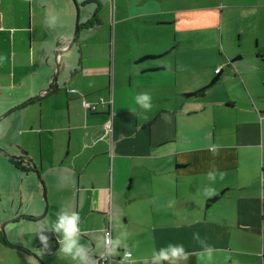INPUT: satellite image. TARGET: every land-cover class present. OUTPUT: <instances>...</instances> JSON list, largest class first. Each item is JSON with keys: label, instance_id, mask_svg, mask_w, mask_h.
I'll list each match as a JSON object with an SVG mask.
<instances>
[{"label": "crops", "instance_id": "obj_1", "mask_svg": "<svg viewBox=\"0 0 264 264\" xmlns=\"http://www.w3.org/2000/svg\"><path fill=\"white\" fill-rule=\"evenodd\" d=\"M0 54V264H72L59 209L89 264H264V0H0Z\"/></svg>", "mask_w": 264, "mask_h": 264}, {"label": "clouds", "instance_id": "obj_2", "mask_svg": "<svg viewBox=\"0 0 264 264\" xmlns=\"http://www.w3.org/2000/svg\"><path fill=\"white\" fill-rule=\"evenodd\" d=\"M52 22H55V17L52 18ZM6 57L0 54V65L5 61ZM135 107L131 110L136 112L137 108L142 110L141 115L147 114L152 108V97L148 93H139L134 97ZM215 151V149H213ZM209 180H215L214 174L209 173ZM222 179V177H221ZM81 217L79 213L73 211L71 213L65 212L63 209H59L54 218L47 220L48 229L53 231L57 235V255L61 259H70L72 264H89V245L87 242H82V228L80 226ZM42 228L37 234L39 240L44 247H47L48 237L44 234ZM129 239L127 232H121L116 237L106 235L103 241L104 248L107 255H115L120 248L128 249L126 243ZM203 243V242H202ZM207 256H202V260L211 259V249H206ZM189 253L186 251L185 246L182 243H168L166 246H162L158 249L153 248L150 252V260L152 264H187ZM121 264H137V260L132 250H126L121 257Z\"/></svg>", "mask_w": 264, "mask_h": 264}, {"label": "built area", "instance_id": "obj_3", "mask_svg": "<svg viewBox=\"0 0 264 264\" xmlns=\"http://www.w3.org/2000/svg\"><path fill=\"white\" fill-rule=\"evenodd\" d=\"M219 71V68L216 69V72ZM71 91H74V89H71ZM102 103V100H100L99 102L97 103H89L85 100H82V107L86 110H90V111H95L97 106L100 105ZM261 118H264V113L262 114V117ZM103 129H104V132H107V134L111 131V124L110 122H106L103 126ZM106 235H111V231H110V228L109 227H106L104 229V238ZM110 257L108 256H104V257H101V261H106V260H109Z\"/></svg>", "mask_w": 264, "mask_h": 264}, {"label": "water", "instance_id": "obj_4", "mask_svg": "<svg viewBox=\"0 0 264 264\" xmlns=\"http://www.w3.org/2000/svg\"><path fill=\"white\" fill-rule=\"evenodd\" d=\"M72 1L74 2V0H72ZM75 35H76V28H75V30H74L73 38H72V41H71V43H70V46H72V44H73V39H74ZM58 72H59V66H57V70H56V72H55V75H54L53 78H52V81H53V82H54V80H55V78H56ZM54 89H55V86L53 85L52 89L47 90L46 92H52V91H54ZM24 158H25V159H30L29 157H24ZM35 173H36V171H35Z\"/></svg>", "mask_w": 264, "mask_h": 264}, {"label": "trees", "instance_id": "obj_5", "mask_svg": "<svg viewBox=\"0 0 264 264\" xmlns=\"http://www.w3.org/2000/svg\"><path fill=\"white\" fill-rule=\"evenodd\" d=\"M10 161L19 166L18 164H20V162H22V159L21 158H15V157H11ZM220 194L216 195L215 197L211 198V199H208V202H212L214 201L215 199H217V197L219 196Z\"/></svg>", "mask_w": 264, "mask_h": 264}, {"label": "rangeland", "instance_id": "obj_6", "mask_svg": "<svg viewBox=\"0 0 264 264\" xmlns=\"http://www.w3.org/2000/svg\"><path fill=\"white\" fill-rule=\"evenodd\" d=\"M72 33H74V32L72 31Z\"/></svg>", "mask_w": 264, "mask_h": 264}]
</instances>
